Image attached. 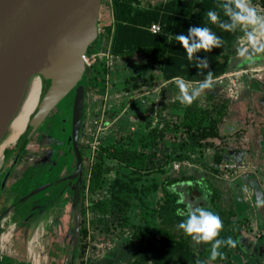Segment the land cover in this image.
I'll use <instances>...</instances> for the list:
<instances>
[{"label":"rangeland","instance_id":"1","mask_svg":"<svg viewBox=\"0 0 264 264\" xmlns=\"http://www.w3.org/2000/svg\"><path fill=\"white\" fill-rule=\"evenodd\" d=\"M158 1L160 0H143L145 3ZM252 3L259 9H264V2ZM98 9L97 27L100 31H97L95 39L88 45L85 54L88 60L84 68L87 83L84 87L82 126L78 136L83 156L81 162L83 174L92 160L91 145L94 146V155L95 147L100 142L115 137H125L131 132L133 133L130 134L131 145L137 147L136 136L157 125L162 129L163 137L157 139L154 156L163 172H160L159 168H152L143 181L147 183L154 179L160 182L164 177L177 179L176 182H170L169 187L195 206L204 201L201 190L195 183L185 184L183 179L192 177L204 181L213 190V203L216 209L231 214L233 219L237 215L244 217V221L237 222L240 228L239 247L231 253L228 264H264V208L255 206L256 196L264 194V54H258L254 61H246L240 67L226 71L227 74L232 71L239 72L215 79L214 88L206 90L195 101L198 106L210 110L212 117L218 119L219 123L218 135L215 138L202 139L197 144L185 130L174 126L173 121L182 113L186 105L176 99L179 93L174 78L163 81L159 78L156 67L146 63L144 70L141 71L143 61L135 57L131 60L114 58L112 65L108 68V78L104 79L103 87H99L102 83L97 80L95 81L97 87H93L90 79V65L101 59L102 51L106 47L108 35L105 27L109 21V0H100ZM240 35H242L239 41L241 46L246 45L245 32L241 30ZM239 42L235 39L232 43V60L239 57L236 52V49L240 47ZM95 53L98 55L95 56ZM133 76L135 79L132 78ZM234 89L238 92L236 97L233 94ZM41 90L42 83L40 92ZM71 97L72 93L69 91L33 133L24 139L25 143L27 141L25 148L31 152L32 161H41L40 157L49 152L54 142L59 143L54 145V148L65 149V145L61 144L65 133L59 131L58 119L60 116L65 117L70 107ZM101 109L103 115L98 124ZM104 120L105 123H103ZM226 125H229L230 131L225 129ZM23 137L25 136H22L16 147L17 151L24 150ZM59 137L62 142L59 141ZM179 143H185L193 160L178 161L180 162L178 168L171 170V163L177 160L164 161L167 156L181 148ZM149 150L150 147L142 149L145 154ZM9 152L8 149L0 166L1 180L8 166L12 164L7 182L5 181V185L0 190V215L10 206L15 215H10L8 219L13 220L15 217L17 221L10 240L14 248L10 252L3 251L0 255V264H29L24 253V242L40 221L44 223L40 252L45 256L40 264H68L71 253L73 264H88L90 261L110 259L133 249L135 246V240L131 236L133 225L153 221L151 209L155 206L160 194V187L140 195V201L130 194L129 205L120 215L121 222L109 223L107 231L99 230L102 222L96 224L97 218L102 219L103 214L99 213L90 201L106 196L107 187L114 176L126 180L133 175L129 171L130 167L106 160L110 170L104 175L101 188L92 194L87 191L84 194V217L88 230L83 240L85 247L81 252L79 248L70 246L68 231L71 229L73 206L68 203L69 198H62L64 209L63 207L51 208L48 203L42 202V196L46 190L52 189L54 185L25 196L49 179L47 167L39 163H31L28 168L20 171L19 166L16 165L17 161L14 160L13 164V152L10 154ZM50 159L56 160L52 172L54 176L58 167H60L59 174L68 173L74 157L67 151L60 158L52 155ZM230 163L236 164L237 167H224L225 164ZM40 181L42 182L39 183ZM135 184L138 185V182ZM185 190L187 195L184 194ZM8 191L12 193V196L6 200ZM23 196L25 198H22ZM38 207L41 211L35 212ZM52 214L53 217H51ZM58 214L62 216L57 223H54L56 220L54 217H59ZM106 217L108 214H105L103 219ZM49 218L51 222H47ZM91 224L95 226L92 227ZM3 231L4 229L0 228V233ZM190 243L196 245L191 238Z\"/></svg>","mask_w":264,"mask_h":264},{"label":"trees","instance_id":"2","mask_svg":"<svg viewBox=\"0 0 264 264\" xmlns=\"http://www.w3.org/2000/svg\"><path fill=\"white\" fill-rule=\"evenodd\" d=\"M252 2H264V0H252ZM221 3L222 0H160L153 4L140 6L139 0H110L112 21L111 25L105 27L107 33H110L109 52L114 58L140 53L144 58L140 70H144L146 63L149 66H154L158 70L159 78L163 81L177 76L183 77L186 81L203 80L204 76L197 74L198 69L195 66V61L188 60L186 52L174 36L187 35V30L192 26H206L211 28L224 41V44L221 48H214L210 52L201 50L196 54L201 59L207 57L209 61V68L200 71L205 74L207 71H212L215 77L230 69L240 67L245 64L246 60L241 57L232 60L231 53L233 51L232 43L240 35L241 30L223 31L216 24L209 22L206 16L207 11L216 10L220 13L221 20L226 21L227 17L219 8ZM154 22L159 24L161 32L154 34L155 32L149 30V25ZM106 71L107 68L101 59L90 65V79L94 88L97 87L96 80L102 83L99 87H103ZM132 78L135 79L134 76ZM85 83L87 80L84 72V87ZM173 122L176 128L185 130L192 141L197 144L202 139L215 138L219 131L218 119L212 117L210 110L198 106L195 101L190 106H185L182 113ZM130 134L133 133L130 132ZM130 134L100 142L87 171L83 174L79 203V232L75 247L79 248L78 250L81 252L85 247L83 240L88 230L84 217L85 191L92 194L101 188L103 177L110 170V166L105 161L112 160L130 167L129 171L133 175L126 180L114 176L107 187L106 196L90 201L103 216L108 214L105 219L103 216L102 219L97 218L96 224L102 222V227H99V230L107 231L109 223L119 224L121 222L120 215L129 205L130 194L136 196L140 201V195L160 187V194L156 199L155 206L151 209L154 222L144 221L140 225L132 226L131 236L135 240V246L130 251L103 261H90L88 264H196L197 260L202 261L203 264H228L231 253L239 247L240 228L237 222L238 220L244 221V217L237 215L233 219L231 214L216 209L213 203V190L204 181L192 177L183 179L187 185L195 183L200 188L202 196L206 191L211 192L207 200L204 199L203 203L196 206L211 210L221 217L224 227L218 238L232 237L238 242L233 249L226 246L220 249L225 253L226 259L218 258L215 261H210L211 245L209 243L192 245L190 237L177 227L184 218L177 216L176 210L185 207L184 204L178 203L181 198L180 193L169 187L170 182H176L177 179L164 177L160 182L154 179L147 183L143 181L152 168H159L158 170L163 172L154 156L157 139L163 137L162 129L155 125L146 132L138 134L135 138L137 147L131 145ZM179 144L181 148L167 156L164 162L193 160L185 143ZM80 147L81 145L79 150ZM144 147H150L147 154L142 151ZM135 182H138V185ZM184 194H188L187 190ZM185 202L188 201L185 200ZM91 226L95 225L91 224Z\"/></svg>","mask_w":264,"mask_h":264},{"label":"water","instance_id":"3","mask_svg":"<svg viewBox=\"0 0 264 264\" xmlns=\"http://www.w3.org/2000/svg\"><path fill=\"white\" fill-rule=\"evenodd\" d=\"M99 4L100 0H0V137L30 75H39L42 90L27 121L23 140L64 95L72 93L70 107L58 121L68 125L65 145L74 157V165L70 173L56 180L75 179L70 187L73 206L70 246L76 245L79 232L75 195L82 184L78 136L82 126L84 59L88 45L97 35ZM225 129L231 130L229 125ZM11 168L12 164L1 178L0 190ZM50 184L43 182L25 196ZM72 257L71 253L68 264L72 263Z\"/></svg>","mask_w":264,"mask_h":264},{"label":"clouds","instance_id":"4","mask_svg":"<svg viewBox=\"0 0 264 264\" xmlns=\"http://www.w3.org/2000/svg\"><path fill=\"white\" fill-rule=\"evenodd\" d=\"M219 8L227 20L222 21L218 11L209 10L206 13L209 22L216 24L223 31L235 32L240 29L245 32L247 44L236 49L237 55L246 61H254L257 54H264V9H259L252 0H222ZM159 32L161 30L157 28L154 34ZM174 38L186 52L188 60L195 61L197 74L204 76L203 80L194 83L180 76L174 78L179 93L176 99L181 104L190 106L206 90H212L216 83L212 71H207L206 74L200 71L209 68L207 57L201 59L196 54L201 50L210 52L214 48H221L224 41L206 26L189 27L187 35L179 34ZM210 195L211 192L206 191L203 199L207 200ZM178 203L185 205L176 210V215L184 218L178 223V229L196 244L209 243L211 245L210 261L218 258L226 259L225 253L220 249L224 246L233 249L238 242L232 237L218 238L224 227L221 217L204 207L195 206L192 202L186 203L183 197L178 200ZM255 206L264 208V194L256 196ZM196 264H203V262L197 260Z\"/></svg>","mask_w":264,"mask_h":264},{"label":"flooded vegetation","instance_id":"5","mask_svg":"<svg viewBox=\"0 0 264 264\" xmlns=\"http://www.w3.org/2000/svg\"><path fill=\"white\" fill-rule=\"evenodd\" d=\"M67 128H68V125L64 126L62 123L58 126L59 131H62L64 133L67 132V130H66ZM60 139H61V137H59V141H60ZM60 142H62V140ZM58 144L56 142H54V145H58ZM61 144L65 145V138L63 139V142ZM54 145H51V149L49 150V152L45 153L46 155H42L40 157V159H41V161L43 160L42 161L43 165L45 167H47V170L49 171V173L47 174L49 179H47V181L52 183L50 185L55 186L52 189L46 190V192L44 193V196H42L43 198L45 197V199L42 198V200H43L42 202H45L46 204L48 203L51 208L55 207V209H56L57 207H63L64 206L62 204V202H63L62 198L63 197H68L69 198L68 203L72 205V190L70 189V187L73 184L75 179L73 178L69 181H67V180L59 181V182L56 181V180L62 178L64 175L70 173L73 170L74 160H73L72 167L68 173L59 174V168L60 167H58V171L56 172V174H54V176L52 175V172L55 168L56 160L52 161L50 159L51 156L55 155L56 158H60V157L64 156L65 153L67 152L66 145H65V149L54 148L53 147ZM80 145L81 144H79V141H78V147ZM79 152H80V150H79ZM80 156H81V154H80ZM81 162H82V158H81ZM81 170H82L81 181L83 183L82 164H81ZM50 174L52 176H50ZM44 181H46V180H44ZM41 182L42 181H40L39 183H41ZM81 189H82V184H81V188L79 189V191L75 195V204L78 207V213L79 214H80L79 203H80V197H81ZM65 201H66V199H65ZM39 208L40 207H38V209L35 210V212H37V211L40 212L41 208L40 209ZM63 209H64V207H63ZM43 211H44V209H43ZM72 211H73V208H72ZM9 213H10V211L8 210L0 219V228L4 229V231L2 233H0V254L3 253L4 250H5L4 252H10L14 248L10 240H11L12 230H13L17 220H9L8 219ZM61 216L59 215V217L58 216L54 217V220L56 219L54 223H57L59 221L58 219ZM51 217H53V214L51 215ZM49 221L51 222V218H49V220L47 222H49ZM5 223H6V226H4ZM70 230L69 231L67 230L69 234L71 233ZM43 231H44V223L40 221L37 223V225L32 229V231L29 233V235L25 239L23 248H24V253H25V256H26L29 264H36L37 261H39V260L42 261L44 259V257H42L44 255H42L40 252L41 251L40 250L41 249V236H42ZM8 244H9V248H7ZM32 251H33V253H32ZM34 251L36 252L35 254H34ZM37 259H39V260H37Z\"/></svg>","mask_w":264,"mask_h":264},{"label":"bare ground","instance_id":"6","mask_svg":"<svg viewBox=\"0 0 264 264\" xmlns=\"http://www.w3.org/2000/svg\"><path fill=\"white\" fill-rule=\"evenodd\" d=\"M41 83L42 80L39 75L32 74L23 85L18 102L0 137V166L8 149L10 151L15 148L25 133L27 121L36 106L40 94ZM42 257L45 258V256ZM40 263L41 260L36 262V264Z\"/></svg>","mask_w":264,"mask_h":264},{"label":"crops","instance_id":"7","mask_svg":"<svg viewBox=\"0 0 264 264\" xmlns=\"http://www.w3.org/2000/svg\"><path fill=\"white\" fill-rule=\"evenodd\" d=\"M155 3V2H154ZM148 4H153V3H145V2H143V0H139V5L140 6H145V5H148ZM98 14H99V9H98ZM111 21H112V17H111V8H110V0H109V21L106 23L107 25H111ZM137 58V59H139L140 61H143L144 62V58L140 55V53L139 54H137V53H134V54H132V55H129V56H125V57H116V59H127V60H131V59H135V58ZM173 79V78H172ZM26 143H27V141H26ZM26 143L24 142L23 143V147H24V150H19V151H17V149H16V147L18 146H16L15 148H13L12 150H10V152H9V154L11 153V152H13V164H14V160L15 161H17V163L18 164H16V165H18L19 167L18 168H20V171H22V170H25L26 168H28L30 165H31V163L33 164H41V165H43V162L42 161H38V160H34V161H32L31 159H32V155H31V152H29V151H27V149L25 148V145H26ZM26 149V150H25ZM24 154H25V156H24ZM30 154V155H29ZM25 157V158H24ZM21 159H23L22 161H21ZM37 159V158H36ZM16 172H17V170H16ZM6 182H7V179H6ZM13 182H14V179H13ZM4 185H5V183H4ZM3 185V186H4ZM12 196V193L11 192H7V195H6V200L9 198V197H11ZM10 211V213H9V215H8V218L10 217V215H15L14 213V211L12 210V208L10 207V206H8L2 213H1V215H0V217H2L7 211ZM12 211H13V214H12ZM1 219V218H0ZM13 220H16L15 219V217H14V219Z\"/></svg>","mask_w":264,"mask_h":264},{"label":"built area","instance_id":"8","mask_svg":"<svg viewBox=\"0 0 264 264\" xmlns=\"http://www.w3.org/2000/svg\"><path fill=\"white\" fill-rule=\"evenodd\" d=\"M157 28H159V24L158 23H156V22H154V23H151L150 25H149V30L151 31V32H156V29ZM97 31L99 32L100 31V28H98L97 27ZM107 41H106V47H105V49L102 51V54H101V59L103 60V63H104V66L107 68V71L105 72V74H104V79L105 80H107V78H108V68L112 65V63H113V61H114V56L109 52V43H110V33H107ZM242 39V35H240V36H238L237 38H236V41H240ZM239 44H240V46H241V42H239ZM96 55H98V53H95V56ZM94 56V55H93ZM84 61L85 62H88V60H87V57L85 56V59H84ZM237 72H239V71H232V72H229L228 74L227 73H225V74H220V75H218V76H215L214 77V79H219V78H222V76H224V75H233V74H235V73H237ZM199 81H201V80H199ZM192 82H195V81H192ZM233 94H234V97H236L237 95H238V92H237V90L236 89H234L233 90ZM102 115H103V111H102V109H101V112H100V114L98 115L99 116V118H98V124L101 122V120H102ZM106 121L104 120L103 121V123H105ZM98 129V128H97ZM96 143V142H95ZM91 153H92V155L90 156V158H92L93 157V152H94V146L93 145H91ZM97 147H95V149H96ZM91 162V161H90ZM179 164H180V162H173V163H171V167H170V169L171 170H175V169H177L178 168V166H179ZM224 167L225 168H230V167H237V165L236 164H234V163H230V164H225L224 165ZM1 254H3V253H1ZM0 254V255H1Z\"/></svg>","mask_w":264,"mask_h":264}]
</instances>
